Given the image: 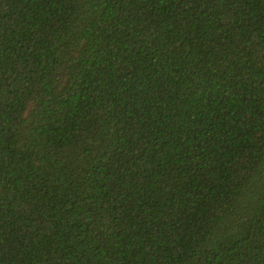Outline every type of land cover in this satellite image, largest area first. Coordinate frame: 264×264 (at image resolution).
<instances>
[{
	"label": "trees",
	"instance_id": "obj_1",
	"mask_svg": "<svg viewBox=\"0 0 264 264\" xmlns=\"http://www.w3.org/2000/svg\"><path fill=\"white\" fill-rule=\"evenodd\" d=\"M0 264H264V0H0Z\"/></svg>",
	"mask_w": 264,
	"mask_h": 264
}]
</instances>
